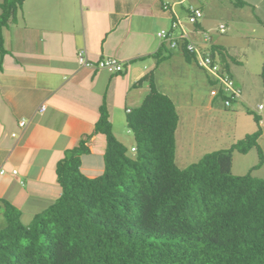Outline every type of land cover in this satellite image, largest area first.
I'll use <instances>...</instances> for the list:
<instances>
[{"label":"trees","instance_id":"16d2710c","mask_svg":"<svg viewBox=\"0 0 264 264\" xmlns=\"http://www.w3.org/2000/svg\"><path fill=\"white\" fill-rule=\"evenodd\" d=\"M23 1H0L1 53L3 28L15 20ZM199 21L191 25L200 28ZM189 41L166 43L201 68L186 48ZM216 51L228 72L229 56L211 46L208 54L216 61ZM260 77L264 87V60ZM145 82L148 93L125 115L134 155L114 135L103 103L94 125L106 142L100 175L89 177L80 169L88 135L57 162L60 195L28 224L20 220L18 207L0 198L6 219L0 264H264V177L251 172L263 164L260 113L247 110L258 125L254 132L182 168L176 163V106L157 87L152 71L137 84ZM252 148L260 162L246 174H234L233 153Z\"/></svg>","mask_w":264,"mask_h":264},{"label":"crops","instance_id":"0c3cea01","mask_svg":"<svg viewBox=\"0 0 264 264\" xmlns=\"http://www.w3.org/2000/svg\"><path fill=\"white\" fill-rule=\"evenodd\" d=\"M182 1H23L21 24L3 28L4 53L0 51V171L4 170L0 198L18 207L21 216L28 211L34 215L60 195L56 164L88 135L89 150L81 155L80 169L89 177L103 172L105 136L94 133L103 103L114 129V117L122 123V108L126 114L133 108L130 100L136 103L144 98L139 89L144 83L138 85V80L168 54L196 65L186 61L181 50L166 52L167 43L157 36L159 30L170 28L172 20L163 4L177 6ZM202 18L200 28L187 23V31L195 44L202 45L198 42L202 38L206 43L203 50L209 52L211 46L223 42L213 34L220 33L222 22L212 28ZM208 30L215 31L205 41L203 31ZM249 43L254 51V44L251 48ZM81 50L92 61L117 57L124 69L109 73L79 66L76 55ZM241 51L239 61L244 63L245 48ZM41 104L43 111L39 110Z\"/></svg>","mask_w":264,"mask_h":264},{"label":"rangeland","instance_id":"374dc122","mask_svg":"<svg viewBox=\"0 0 264 264\" xmlns=\"http://www.w3.org/2000/svg\"><path fill=\"white\" fill-rule=\"evenodd\" d=\"M238 1H244V4L239 5ZM190 4L202 10L203 17L211 25L210 27L215 28L220 22L225 25L224 33L214 32L213 34L223 41L220 43L221 46H218V43L217 46L225 56H229L228 65L231 70L228 72L232 74L236 82L242 83L244 92L241 98H237L229 106L224 104L222 97L213 99L209 94L211 77H207L206 72L195 64H185L184 59L177 54H168L169 56H166L156 69L154 66L146 73L151 71L154 73L157 86L173 100L179 114L175 134L176 163L179 167H186L199 160L204 154L228 148L246 134L254 132L258 125L253 115L247 113L249 109L255 114L260 113L262 118V130L258 143L263 153V164L251 171L252 167L260 162L257 150L252 148L245 154L235 151L232 172L241 175L251 171L254 176L264 177V87L260 77L261 64L264 60V0H183L177 6L170 5L185 18L187 6ZM20 12L21 9L18 10L15 20L10 21L8 26L14 25L15 22L21 24ZM213 31L215 30L206 31L207 35L209 36ZM177 32L179 31L175 30V34ZM248 38L252 40L248 41ZM198 42L202 45H197L203 50L206 43L202 38ZM247 42H250L251 48L254 44V51L249 49ZM241 47L245 48L244 63L239 61L242 56ZM169 51L170 49L167 48L166 52ZM203 51L207 52L205 49ZM217 53L215 54L218 55ZM215 57L220 68H225L226 61L219 56ZM139 89L142 91L140 97H145L149 91L148 84L145 82ZM141 101L142 99L135 103L134 100H130L128 103L131 107H136ZM258 104H262L263 109L259 110ZM121 113L122 123L118 124V117H114L113 133L128 148V155L132 156L134 151H131V146H135V139L132 131L127 127L124 108ZM45 208L47 206L37 210L36 213ZM1 213L3 214V208H0V228L6 225V219ZM32 217V213L28 211L22 214L20 220L26 224Z\"/></svg>","mask_w":264,"mask_h":264},{"label":"built area","instance_id":"2783aa9c","mask_svg":"<svg viewBox=\"0 0 264 264\" xmlns=\"http://www.w3.org/2000/svg\"><path fill=\"white\" fill-rule=\"evenodd\" d=\"M163 9L169 11L172 14V20L169 29H161L157 32V36L162 41L168 42L171 47L176 46V42L179 38H189V32L187 31V23L193 24L199 21L203 17V12L198 6L188 5L186 17L179 16L174 10L172 5L163 4ZM175 30L179 32L175 34ZM220 32L225 31V25L223 23L218 25ZM208 32L204 33V40L208 41L210 36ZM186 48L195 53L196 61L198 65L211 77L213 82L210 87V95L212 97H222L224 104L229 106L237 98H241L242 89L235 84V79L227 71L221 69L218 62L212 58L208 53H203L202 49L193 41H189ZM76 60L79 66L87 68H95L106 70L109 73H120L124 69L123 61L114 56H105L96 61L90 60L84 50L78 51ZM261 107V105H259ZM45 108L44 104L40 105V111ZM24 121H20V125H23ZM135 147L132 148V151ZM2 169L0 173H3ZM13 173H17L16 169L12 170Z\"/></svg>","mask_w":264,"mask_h":264},{"label":"clouds","instance_id":"9594fccd","mask_svg":"<svg viewBox=\"0 0 264 264\" xmlns=\"http://www.w3.org/2000/svg\"><path fill=\"white\" fill-rule=\"evenodd\" d=\"M206 53H208V52H206ZM211 87V86H210ZM242 93H243V90H242ZM214 98H216V97H214Z\"/></svg>","mask_w":264,"mask_h":264}]
</instances>
